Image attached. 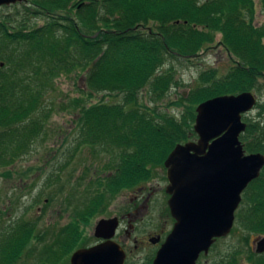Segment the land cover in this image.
Instances as JSON below:
<instances>
[{
	"label": "trees",
	"instance_id": "1",
	"mask_svg": "<svg viewBox=\"0 0 264 264\" xmlns=\"http://www.w3.org/2000/svg\"><path fill=\"white\" fill-rule=\"evenodd\" d=\"M259 2L264 15V0ZM23 5L27 15L49 19L43 26L20 25L17 31L0 20V166L29 152L47 123L45 92L55 78L77 70L87 95L64 108L80 110L79 145L113 153L116 159L36 263L61 264L85 246V227L96 214L119 193L150 179L176 145L197 139L198 104L264 90V23H256V0H28ZM3 40L15 44L14 49L7 51ZM216 43L234 59L227 75L202 72L196 89L170 102L179 116L158 110L157 103L180 86L171 59L191 61ZM20 50L24 53L15 54ZM8 65L16 71L2 73ZM22 72L26 75L19 76ZM144 89L153 107L139 102ZM100 92L120 95L122 102L87 103ZM257 107L259 119L243 117L248 126L240 139L248 154H264V106ZM235 223L264 236V169L244 191ZM41 234L35 222H14L0 233V264L22 262ZM256 262L264 264V253H256Z\"/></svg>",
	"mask_w": 264,
	"mask_h": 264
},
{
	"label": "rangeland",
	"instance_id": "2",
	"mask_svg": "<svg viewBox=\"0 0 264 264\" xmlns=\"http://www.w3.org/2000/svg\"><path fill=\"white\" fill-rule=\"evenodd\" d=\"M26 1L0 6V20L9 22L15 28L23 24L28 28L45 25L49 17L44 14L27 15L26 7L23 5ZM256 5V23L261 25L264 23V15L259 0H256ZM220 38L221 34L217 35V41H220ZM2 42L7 51L15 47V44L7 40ZM23 53L22 50L15 51L18 55ZM171 64L175 67L180 86L173 87L167 97L157 103V107L160 111L166 110L179 116V109L172 108L170 102L183 93L187 96L191 90L196 89L200 84V74L204 71L214 69L219 78L227 75L234 65V59L222 45L216 43L201 51L200 55L192 58L191 61L183 58L171 59ZM15 71L13 65L12 67L8 65L2 73ZM25 73H19V76L26 75ZM83 77L82 72L77 70L55 78L54 86L45 92L42 103L46 109L47 120L44 130L34 140L28 153L17 158L10 166H0V233L5 232L14 222L21 220L35 222L38 233H42V239L35 241L36 246L31 248L32 254L24 257L19 264L38 262L44 247L51 246L57 234L72 221L75 212L91 197L96 187L94 181L98 177L110 174L111 169L107 166L116 162L113 153L107 154L87 145H79L80 126L77 124V119L80 110L64 108L74 99L87 95L88 90ZM255 94L258 102L254 110L248 113L253 120L259 119L258 113L261 107L258 108V104L264 106V90ZM87 100L88 104H98L101 101L112 104L122 102V96L100 92ZM138 100L143 105L154 106L146 89L141 91ZM261 119L263 120V117ZM165 161L164 164L153 169L150 179L132 190L119 193L106 210L91 219L85 227L83 236L85 246L80 248L90 247L98 242L95 229L101 219H110L126 213L133 214L137 190L148 183L153 185L157 192L151 198L147 211L142 209L138 214L136 212L133 214L136 230L132 233V237H141L143 232L147 231H162L163 241L165 240L175 223L168 204L170 195L167 193L169 181ZM143 196L146 197L147 193ZM126 222L125 219L119 228L120 235L116 240L126 244L129 252L127 264H150L159 248L150 246L135 248V243L132 239L128 241L125 233V229H130ZM258 237L249 234L235 223L231 233L217 239L207 255L201 254L197 264H256ZM72 254L68 256L69 260ZM69 262L65 260L61 264H70Z\"/></svg>",
	"mask_w": 264,
	"mask_h": 264
},
{
	"label": "water",
	"instance_id": "3",
	"mask_svg": "<svg viewBox=\"0 0 264 264\" xmlns=\"http://www.w3.org/2000/svg\"><path fill=\"white\" fill-rule=\"evenodd\" d=\"M26 0H0V6ZM258 102L251 91L220 95L200 103L194 131L198 138L175 146L165 161L167 193L174 227L152 264H197L217 239L228 236L248 186L264 169L263 153H246L240 136L243 116ZM119 219H101L95 237L103 241L76 250L70 264H125L126 252L114 240ZM256 252L264 253V237Z\"/></svg>",
	"mask_w": 264,
	"mask_h": 264
},
{
	"label": "flooded vegetation",
	"instance_id": "4",
	"mask_svg": "<svg viewBox=\"0 0 264 264\" xmlns=\"http://www.w3.org/2000/svg\"><path fill=\"white\" fill-rule=\"evenodd\" d=\"M17 4V3H15ZM13 5V4H12ZM150 183L148 184H144L142 186H140L137 190V196H135V212L136 214L139 213V211H141L142 209L144 210H148L149 208V203H150V200L151 198L156 194L157 192V189L153 187V185H149ZM144 193H147V196L144 197L143 194ZM134 212V213H135ZM133 213V214H134ZM132 213H126L125 215H121V216H116L118 219H119V226H118V229H117V233L114 237V240H116V238L120 235L119 234V228L122 226V223L124 222V220L126 219L127 220V226L130 228L128 230L125 229V233L127 234V238H128V241H130L132 239V241L135 243V248H140V247H144V246H150V247H154V248H160L162 246V244L164 243L163 241V234H162V231H159V232H151V231H147V232H143V235H141V237H138V236H134L132 237V233L136 230V226H135V223H133V221H135L133 219V217H135V215H133ZM119 231V232H118ZM102 240H98L97 243H100ZM118 242V241H117ZM122 248L125 250L126 252V260H125V264H127V260H128V257H129V252H128V249L126 248V244L122 243V242H118ZM159 250V249H158ZM157 252L155 253V256H156ZM154 256V258H155ZM154 258L152 259V262L150 264L153 263V260Z\"/></svg>",
	"mask_w": 264,
	"mask_h": 264
}]
</instances>
